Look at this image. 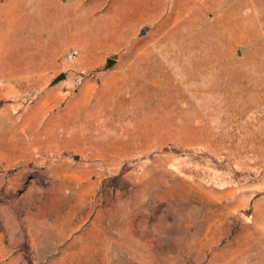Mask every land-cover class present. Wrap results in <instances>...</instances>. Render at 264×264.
<instances>
[{"label":"rangeland","instance_id":"1","mask_svg":"<svg viewBox=\"0 0 264 264\" xmlns=\"http://www.w3.org/2000/svg\"><path fill=\"white\" fill-rule=\"evenodd\" d=\"M0 264H264V0H0Z\"/></svg>","mask_w":264,"mask_h":264},{"label":"crops","instance_id":"2","mask_svg":"<svg viewBox=\"0 0 264 264\" xmlns=\"http://www.w3.org/2000/svg\"><path fill=\"white\" fill-rule=\"evenodd\" d=\"M20 6H21V2L17 3V5H14V7L17 8V9L20 8ZM13 16H14V14H11V18L15 19V17H13Z\"/></svg>","mask_w":264,"mask_h":264},{"label":"built area","instance_id":"3","mask_svg":"<svg viewBox=\"0 0 264 264\" xmlns=\"http://www.w3.org/2000/svg\"><path fill=\"white\" fill-rule=\"evenodd\" d=\"M74 53L71 54V56H73Z\"/></svg>","mask_w":264,"mask_h":264}]
</instances>
